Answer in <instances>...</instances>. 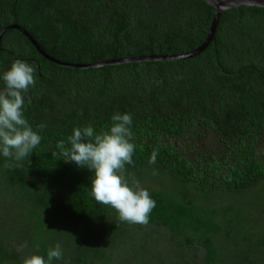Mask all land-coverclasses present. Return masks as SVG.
Wrapping results in <instances>:
<instances>
[{"label": "trees", "instance_id": "obj_1", "mask_svg": "<svg viewBox=\"0 0 264 264\" xmlns=\"http://www.w3.org/2000/svg\"><path fill=\"white\" fill-rule=\"evenodd\" d=\"M214 12L205 0H0V33L17 24L50 56L93 64L189 53ZM17 59L36 65L25 117L46 127L27 161L0 157V264L57 242L53 264H264V7L224 11L188 59L67 67L9 29L0 72ZM117 111L133 120L125 175L156 202L143 225L98 204L92 173L59 154L74 127L104 130Z\"/></svg>", "mask_w": 264, "mask_h": 264}, {"label": "clouds", "instance_id": "obj_2", "mask_svg": "<svg viewBox=\"0 0 264 264\" xmlns=\"http://www.w3.org/2000/svg\"><path fill=\"white\" fill-rule=\"evenodd\" d=\"M0 157L11 161H27L33 149L41 142L40 132L25 117V99L36 82V65L17 59L0 72ZM132 116L128 112H114L110 125L97 131L93 125L74 127L67 143L58 145L59 154L66 163L85 167L91 173V196L98 203L110 206L122 222L147 224L149 214L156 206L149 191L130 181L125 165L132 163L136 145L132 132ZM155 154L152 161L154 162ZM63 249L57 242L45 254L26 256L22 264H53L62 260Z\"/></svg>", "mask_w": 264, "mask_h": 264}, {"label": "water", "instance_id": "obj_3", "mask_svg": "<svg viewBox=\"0 0 264 264\" xmlns=\"http://www.w3.org/2000/svg\"><path fill=\"white\" fill-rule=\"evenodd\" d=\"M205 1L215 8V12L213 15V19L211 22V26H210L207 38L205 39L203 44L199 46L197 49L189 53H185V54L129 57V58H122V59L106 60V61L93 63V64L68 63V62L58 60L50 56L48 53H46L43 50V48L38 44V42L34 39V37L25 28L17 24L9 25L1 31L0 43L3 37V34L7 30L17 29L21 31L30 40V42L35 46V48L39 51V53L42 54L46 59L52 62H55L59 65H62V66L74 67V68H95V67H102V66H107V65L124 64V63L141 62V61L181 60V59H188V58L197 56L209 46V44L214 39L220 17L224 11L235 9V8H240V7H253V6L264 7V0H205Z\"/></svg>", "mask_w": 264, "mask_h": 264}, {"label": "rangeland", "instance_id": "obj_4", "mask_svg": "<svg viewBox=\"0 0 264 264\" xmlns=\"http://www.w3.org/2000/svg\"><path fill=\"white\" fill-rule=\"evenodd\" d=\"M261 148L263 149V155H264V145H262ZM247 196H249V195H247ZM245 197H246V195H245Z\"/></svg>", "mask_w": 264, "mask_h": 264}]
</instances>
